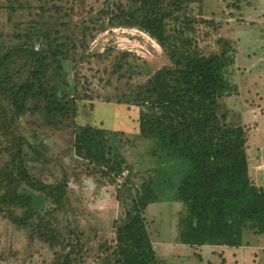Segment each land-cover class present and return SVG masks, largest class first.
Instances as JSON below:
<instances>
[{
	"label": "trees",
	"instance_id": "obj_1",
	"mask_svg": "<svg viewBox=\"0 0 264 264\" xmlns=\"http://www.w3.org/2000/svg\"><path fill=\"white\" fill-rule=\"evenodd\" d=\"M56 1L0 0V19L7 21L6 26L0 24V219L25 234V250H35L34 241L47 246L53 250L52 264H91L96 258L102 264H162L143 217L161 191L163 195L167 191L166 201L179 208L173 213L174 244L240 249L251 238L260 245L264 187L249 172L244 119L255 110L252 98L264 88V68L253 69L256 80L246 92L238 87L236 77L250 74L246 71L250 62L261 60L264 67V53L235 58L229 30L215 20L195 16L210 11L212 17L222 18V3L217 1L212 5L207 1L204 12V0H103L96 13L85 9L86 0H70L65 7ZM223 1L228 6L231 0ZM244 1L233 0L231 7L240 11L238 5ZM197 2L199 13L194 14L192 4ZM74 6L88 18L77 29L61 26L74 14ZM27 14L32 17L26 19ZM107 26L146 33L168 61L154 72L147 71L146 79L139 82L140 65L133 61L138 57L128 52L115 56L110 74L128 82L131 90L116 101L129 110L115 105L113 116L131 134L122 139L131 146L129 156L115 143L118 132L92 127L87 115L86 125L74 122L86 89L78 84V73L72 81L63 76L65 64L76 68L94 57L86 45ZM71 30L75 35H68ZM239 61L245 68L239 67ZM104 102L112 103L109 96ZM27 115L37 117L29 122L37 127L30 136L44 127L73 128L66 147L53 157L61 171L52 182L44 183L30 171L52 159L37 151L36 136L29 142L18 134L22 122L18 120ZM122 131L119 135L125 136ZM91 175L115 186L122 179L128 190L129 201L117 194L124 211L112 223L114 241L85 235L77 222L63 226L69 214L76 216L70 184L80 187ZM83 189L77 194L80 201ZM10 257L1 254L0 264L19 261Z\"/></svg>",
	"mask_w": 264,
	"mask_h": 264
},
{
	"label": "rangeland",
	"instance_id": "obj_2",
	"mask_svg": "<svg viewBox=\"0 0 264 264\" xmlns=\"http://www.w3.org/2000/svg\"><path fill=\"white\" fill-rule=\"evenodd\" d=\"M207 1L209 0H204L203 2L204 12L207 8ZM214 1L222 3L221 12L224 15L222 18L219 16L212 17L210 11L209 14H195L199 13L198 2L192 4L194 14L195 16L215 20L218 25L221 24L222 29L229 30L228 38L231 41L230 48L237 52L234 54V57L236 58L238 54L239 57L242 56V58H245L246 55L264 53V0H245L242 4L238 5L241 8L240 11L231 7L233 0L230 1L228 6H226L223 0H210L209 3L211 4L212 2L213 4ZM102 2L103 0H86L85 9H92V11L96 13ZM56 3L59 6L62 5L65 7L70 5V0H57ZM51 5H53V3ZM78 7H73L74 14L66 17V20L61 23V26L62 24H71L76 26V29L80 27L82 20L88 17L83 15L85 13L80 11ZM31 17L32 14H27L26 19ZM0 24L6 26V19H0ZM61 26L58 27L59 30H62ZM109 27L110 26H107L108 29L99 34H94L86 45L87 53L92 54L94 57L91 58L89 62L79 63L76 68H73L74 66L71 63L65 64L66 70L65 73L63 72V76H65V79L68 81H72L73 75L78 73V80L80 81L78 84H80L82 89H86L83 96L85 101L78 104V117L75 118V121L72 120V122L74 121L78 125H86L87 119L91 117L92 119L88 121L91 123L92 127H97L99 129L105 128L110 132H118L115 143L121 148V152L126 151L125 155L129 156L132 152L131 146L126 144L125 140L122 139H125L128 135L131 136V134L127 133V129H124L126 126L119 124L120 119L116 120L117 117L114 119L113 116L117 106L129 110L130 106L124 107V105L116 104V101H122L123 95L129 93L131 90L128 87V82L123 79L118 80L115 76L110 74L115 56L119 55V52H128L138 57L139 60L133 61L135 64L140 65L139 70L141 74L139 82H143L146 79L147 71L154 72V69L164 66L168 61L166 59L167 57L162 55L159 46L146 33L135 28ZM66 28L67 30L69 29L68 27ZM68 35L73 36L75 34L71 30ZM216 35V37H220V31H216ZM107 49L111 52H107ZM104 54L107 56L106 59L97 58ZM262 63H264V59H262ZM243 64L240 63L239 67L245 68ZM256 64V61L254 63H249L248 70L246 71L250 74H248L245 79L243 77L244 74L237 75L236 77L238 87H241L245 92L248 90L249 83L252 85L253 81L256 80L253 69L264 68L261 65V60L259 64ZM85 81H88V83ZM240 81H243L244 84L242 83V85H240ZM254 91L258 92V89ZM241 95H243V92H241ZM104 96H109L112 103L106 104L104 102ZM252 101L251 106L255 108V110L252 108L253 110H250L248 114L252 118L250 120L248 118L244 119V124H246L244 128L248 133L247 151L249 157V172L254 181L259 184L260 187H264V88L260 90L256 98H252ZM258 104L261 105L260 108ZM129 113L130 112H128V114ZM244 114L245 112L242 114L243 117ZM36 118L37 117L33 115L20 118L18 122H22L17 125V132L24 138L29 139V142L36 136L37 138L35 139L38 140V144L36 143L38 147L37 151L46 159H52V163L50 164L40 163L34 166V168H30V171L36 179L44 183H49L53 181L54 175L59 177L58 172L61 171V166L53 161V157L59 156L60 152L66 147L67 140L71 139L73 128L60 131L54 130L51 127H44L39 128L35 135L30 136L37 127L36 125H31L29 122L36 121ZM74 129L76 131L77 127H74ZM122 129L124 133L126 132L125 136L119 135L123 132ZM36 145L34 144V146ZM139 147L136 152L141 149V145ZM256 155L258 159H256ZM70 160L71 159L67 158L64 160V163L68 166L70 165ZM139 160H142V158ZM84 166L86 168L85 163ZM255 167L259 171L260 169L263 170L259 172ZM92 173L94 174L95 172L92 171ZM125 175L126 172L123 173V176ZM154 179L167 180V178ZM102 180L101 177L93 175L83 179L80 184L84 188L81 201L77 198L81 186L79 187L71 183L68 192L71 199V207H74L76 211L73 214L76 216L69 214L64 220L63 216H59V220H63V226H66L67 221L72 226H75V222H77L79 227L85 232V235H104L105 237L113 238L114 241L112 223L114 220L118 219L124 211L120 206L119 199H128L127 201H129L130 198L127 192L128 190L122 187L124 182L122 179L117 180V186ZM134 182L138 183L139 178L134 179ZM160 193L159 200L147 206L143 213V217L146 220V228L153 243L156 256H158L162 264H264V254L262 251L264 249V241L258 245V243L256 244L253 242L251 238L246 239L247 245L240 249H230L227 247H220L217 249L214 247L194 248L174 244L173 241L175 240L174 237L176 232L173 229V225H176V219L173 213L179 208L176 204H173V202L166 201L168 197L167 191L164 195L162 191ZM117 194L119 199H117ZM26 242L24 233H17L14 227L0 219V255L2 254L4 258L9 255H12V257L14 256L10 258L14 261L19 260L16 263L13 262L14 264L53 263L54 258L52 249L34 241L32 246H34L35 250L28 251V249L25 250L24 246ZM192 254H194L195 257H193ZM96 259H93L91 264H102L98 262V258Z\"/></svg>",
	"mask_w": 264,
	"mask_h": 264
},
{
	"label": "crops",
	"instance_id": "obj_3",
	"mask_svg": "<svg viewBox=\"0 0 264 264\" xmlns=\"http://www.w3.org/2000/svg\"><path fill=\"white\" fill-rule=\"evenodd\" d=\"M252 117H248V119L250 120ZM256 159H258V156L256 155ZM263 159H264V155H263ZM264 167V165H263ZM264 169V168H263Z\"/></svg>",
	"mask_w": 264,
	"mask_h": 264
}]
</instances>
